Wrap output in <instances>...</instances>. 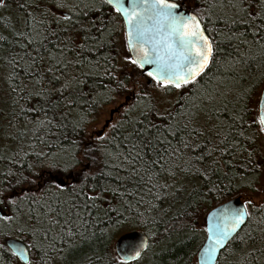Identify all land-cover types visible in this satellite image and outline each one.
Returning <instances> with one entry per match:
<instances>
[{"label":"trees","instance_id":"1","mask_svg":"<svg viewBox=\"0 0 264 264\" xmlns=\"http://www.w3.org/2000/svg\"><path fill=\"white\" fill-rule=\"evenodd\" d=\"M174 1H184L189 10L199 17L209 40L213 42L214 54L209 68L197 77V83L183 86L184 89L189 88L187 93L174 102L171 110L161 114L155 108L148 110L150 96L146 92L147 79L141 69L130 62L131 57L126 56L130 58L125 60L126 68L118 65L119 60L125 57L121 55V41L116 43L113 39L115 15L100 7L101 1L71 0L78 5L73 12H69L71 20H61L49 9L36 7L38 0H7V7L0 6V37L4 38L0 39V71H5L4 88L7 92L3 112L6 122L5 126L2 125L4 131L0 139L11 132V140L16 144L7 153H0V187L16 185L20 173L29 174V165L34 166L31 171L50 173L47 167L49 155L59 151L61 145L69 147L78 138V133L72 128L73 121L79 122L84 116L87 127L96 112L111 102H106V97L123 93L124 89L116 93L111 91L118 87V81H123L127 87L134 85L132 104L137 100V92L146 94L138 106L142 108L135 114L133 111L136 108L128 113L129 122L113 133L115 142H104L113 156L96 153L98 162L91 165L90 170L77 166L67 173L53 172L57 183L68 185L63 192L45 193L42 188L38 191L26 184L13 189L11 198L23 195V188L29 195L41 198L42 202L47 201L55 211L48 217H42L40 223L29 221L25 215L29 201L25 200L21 202L17 218L11 222L0 221V264H23L6 246L5 238L8 236L26 240L30 252V260L26 264H49L54 256L57 257L52 262L57 260L60 264H70V261L78 264L81 260L83 264H130L121 262L112 252L114 232L124 226L129 230H142L148 235L149 246L139 258L148 260L145 264H194L205 237L203 233L195 232L196 225L201 222L204 227L205 212L232 196L253 190L254 185L250 188L244 183L249 179L245 168L247 153L231 147L221 152L220 149L226 145L220 140L227 135L229 143L238 141L249 151L254 145L257 152H262L261 143L257 141L260 135L254 127L257 124L252 121V101L264 84V27H260L264 22L257 19L252 24H226L220 17L228 21L247 20L248 14L238 13L228 6L209 8V3L214 0ZM85 4L89 7L86 8ZM257 10L259 5L249 9L253 13ZM66 22L68 25L75 24L77 28L83 26L82 43L71 40L69 28L62 31ZM104 27L108 28L104 30ZM257 28L260 30L257 31ZM100 32L101 35H98ZM58 60L60 64L56 63ZM54 76H59L60 80H53ZM145 76L151 78L146 73ZM66 80L71 81L76 94L70 95L68 90L62 93L51 91L49 94L52 89H60ZM151 80L152 84H159ZM76 81L82 83L77 87ZM137 84L142 88L135 87ZM245 88L249 89L247 96L237 101L236 93ZM36 92H41L42 96L27 95ZM43 95H48V100L58 107L50 109ZM13 100L18 103L13 104ZM68 100L74 103L70 105ZM186 100L189 110L192 104L202 105L203 115L194 123L181 114ZM245 106L246 114L242 120L236 121L235 130L230 131L228 126L232 124L233 117L238 116ZM21 107L43 108L47 115L45 112L20 111ZM124 119L122 111L118 121ZM39 120H45V125L40 126L37 123ZM48 120L52 122L47 123ZM133 123L142 130V134H133L125 140L132 132ZM194 128L199 131H193ZM240 132L244 135L240 136ZM249 136L254 140H247ZM184 144L189 147L185 148ZM209 149L213 150L211 158L204 161L194 159L205 155ZM40 153L46 155L41 157ZM212 160L218 163L213 164ZM186 162L193 167V171L195 168L204 170L207 179L182 173L180 168L185 167ZM81 168L94 175L85 181ZM170 171L175 172V176H170ZM149 174L153 176L151 181L147 179ZM65 175L69 177V182L61 180ZM183 179L189 183L182 184ZM82 182L85 184L83 192L79 187L71 191V185L79 186ZM163 184L169 187L161 188ZM213 186L216 190L210 191ZM181 187L182 191L177 192ZM173 192L177 194L171 195ZM10 208L0 205V215H12ZM185 211L189 214L187 217L184 216ZM254 215L259 213L254 212ZM49 217L58 223L52 224ZM145 220L148 222L143 223ZM20 221L22 224H19ZM65 221H68L67 225ZM27 225V230L23 232L21 229ZM250 226L254 227L243 225L238 233L243 235ZM69 227L77 233L75 237L66 235ZM32 229L46 230L47 235ZM69 244L75 245V250L68 255V259H62L65 253L58 250L67 249ZM234 260L235 257L229 256L227 250H222L216 264H233Z\"/></svg>","mask_w":264,"mask_h":264},{"label":"snow or ice","instance_id":"2","mask_svg":"<svg viewBox=\"0 0 264 264\" xmlns=\"http://www.w3.org/2000/svg\"><path fill=\"white\" fill-rule=\"evenodd\" d=\"M101 2L113 6L116 12L121 13L125 17L128 29L126 32L128 48L129 51L137 53L136 59H130L129 57H125V59H130L132 64L143 68L145 63L152 62L151 57L153 55V52L145 47V44L150 45L155 51L159 52L157 72L149 71L147 75L156 80L160 86L165 89L169 87L180 89L190 83L195 84L197 83V77L202 76L205 70L209 68L214 54L213 42L205 35L197 15L176 12L175 10L179 8V5L169 2V0H128L129 7H124V0H101ZM256 5H259V10L254 13L250 12L249 9L254 8ZM0 6L7 7V0H0ZM58 6L64 8L66 6L64 0H59ZM225 6L232 8L238 13L248 14L247 20L241 18L228 21L224 17H220V19L225 20L226 24H252L257 19L264 22V0H214V2L209 3V8H223ZM77 7L78 5L68 6V11L73 12ZM85 7L87 8L89 6L85 4ZM137 9L140 10L137 11ZM149 13L154 14V16L162 20L163 23L151 29L150 32H146L142 29V25L145 15ZM63 18L68 20L71 17L66 15ZM152 18V15H148L149 20ZM260 27H264V23H262ZM259 30L260 28H257V31ZM241 35H243V33H241ZM0 39L4 38L0 37ZM29 43H31V41H29ZM9 63H11V61ZM33 63H35L34 60ZM56 63L60 64L61 61L58 60ZM49 71H51V69H49ZM14 75L15 72H13V76ZM72 79L74 80L75 77ZM53 80L59 81L60 77L54 76ZM80 83L82 82L76 81V86L78 87ZM135 87L142 88L140 84L135 85ZM252 87H255V85ZM121 89L127 90V85L123 81H118V87L111 91L116 93ZM65 90H68L70 95L76 94L71 81L67 80L61 85L60 89H52L49 91V94L51 91L62 93ZM13 91H15V89H13ZM248 92L249 89L247 88L239 90L236 93L237 101L244 100ZM27 95L42 96V93H28ZM145 95H141L140 92H137L136 102L124 107L125 119L112 124L111 132H104L103 134L97 135L94 140L86 128V117L82 116L79 122L73 121L72 128L74 132L78 133V138L74 139L69 147L61 145L59 151L49 155L47 167L50 173L48 177H45L38 170L31 171L34 166L29 165V174L25 175L23 172L20 173L16 178V185L9 184L7 187H0V205L11 206L10 210L12 211V215H0V221L11 222L13 219L17 218L22 207L21 202L25 200L29 201V207L25 214L29 221L35 220L36 223H40L42 217H48L49 213L55 211L47 201L42 202L41 198L29 195L27 192H24L23 188H21V192L24 194L18 195L16 198H11L12 191L15 187L26 184L35 186L38 191L42 188L45 193L51 191L63 192L68 185L57 183V178L52 175L53 172L63 171L67 173L71 169H76L77 166L90 168L91 165H95L98 162L96 153H102L107 157L113 156V153L108 150L104 142L107 141L108 144H113L115 142L116 136L113 135V133H117L124 123L129 122L127 120V114L143 102ZM43 99L48 103L50 109L58 107V105H53L48 100V95H43ZM148 99V110L151 111L155 105L150 97ZM206 99L211 100L212 98L207 97ZM107 101H112L114 106L123 105V101L117 99L116 95H109L106 97V102ZM16 103H18V101L13 100V104ZM73 103V100H68V104L71 105ZM184 105L185 107L181 114L188 116L193 123L203 115L201 110L202 105L192 104L191 110H189L187 100L184 101ZM25 110L35 111L38 114L39 112H45V115H47L46 110L43 108L24 109L21 107L20 109V111ZM246 112L247 108L245 106L240 110L238 116L233 117L232 124L228 126L230 131L235 130L236 121L242 120ZM15 117L16 112L14 109L13 118L15 119ZM51 122L50 120L47 121V123ZM37 123L40 126H44L46 121L39 120ZM253 123L258 125V133H264V93H262L258 114ZM152 126L155 127V125ZM185 127L187 128L188 126L185 125ZM193 131L199 130L194 128ZM79 133L86 134L79 135ZM20 134L22 135V133ZM133 134L137 136L142 134V130L137 129L135 123H133L132 132L125 137V140H128ZM239 135L243 136L244 134L240 132ZM246 139L254 140V137L249 136L246 137ZM220 143L226 145L224 148L220 149L221 152H226L229 150V147H231L247 153L245 156V168L248 171L249 179L244 181V183L247 187H253L258 181L257 174L264 168V152H257L254 145L250 146L252 150L249 151L248 148L241 146L239 142L235 140L229 143L227 135L221 138ZM184 147L187 148L189 145L184 144ZM132 148L135 149L136 145L133 144ZM212 151V149H209L208 153L200 157H195L194 159L197 161L209 159L211 158ZM38 155L44 157L46 154L40 153ZM137 155H139V153H137ZM257 156H259V159H257ZM125 159H127V157H125ZM191 159L192 158H190V160ZM156 162L158 161H153V163ZM104 163L107 164V161L105 160ZM212 163L217 164L218 162L212 160ZM80 171H82L85 181L89 176L94 175L91 171H84L83 168H81ZM180 171L186 175H198L202 180L207 179L204 170L195 168L193 171V167L189 162H186V166L180 168ZM169 175L175 176V172L170 171ZM152 178V174L147 176L148 181H151ZM241 178L243 180V173H241ZM77 187L83 192L85 184L82 182L79 186L71 185V191H76ZM152 187H157V185H152ZM160 187L167 189L169 185L163 184L160 185ZM215 190V186L210 189V191ZM179 191H182V187L181 189H177V192ZM253 191L259 193L261 197L260 202H254L252 197L249 196L245 199L241 208L226 209L227 219L230 222L223 227H218L216 232L210 234L209 239L214 240V246L211 249L204 248L202 250L204 253H215L218 249L227 250L229 256L235 257L233 264H262V262H264V193H260L259 189L255 188H253ZM177 192H173L171 195L175 196ZM165 195H167V193H165ZM88 199H92V197H88ZM152 207L154 208L155 206L153 205ZM189 207H191V205H189ZM254 212L259 213V215H254ZM58 215H62V213H58ZM188 215V212L185 211L184 216L187 217ZM49 220L52 224L58 223V221L51 219V217H49ZM142 222L147 223L148 221L145 220ZM67 224L68 221H65V225ZM245 224L254 225V227L250 226L248 230L241 235L238 233V230ZM32 231H42L44 235H47V231L43 229H32ZM66 235L68 237H75L77 233L73 232L69 227ZM150 235L154 236L155 233H150ZM60 238L62 239V237ZM229 241H231V243H229ZM50 247L55 250L54 245ZM147 247V242H142L139 246L133 248L132 253L134 254L121 256L120 259H139L141 251ZM74 250L75 245L69 244L67 249H59L58 251L65 253L62 259H68V255ZM12 255H19L21 259H27L26 250L22 248L12 252ZM212 258L215 259L216 257L213 256ZM225 259H227V257H225ZM70 264H77V262L70 261ZM78 264H83V261H79Z\"/></svg>","mask_w":264,"mask_h":264},{"label":"rangeland","instance_id":"3","mask_svg":"<svg viewBox=\"0 0 264 264\" xmlns=\"http://www.w3.org/2000/svg\"><path fill=\"white\" fill-rule=\"evenodd\" d=\"M124 52H125L124 43L121 40V55L123 56V58L126 57V54ZM125 60L126 59H120L118 62L119 63L118 65L123 66V68H126V61ZM4 72H5L4 69H1V71H0V135L4 131L2 125H4V123L6 122L4 120L5 117L3 115L4 106H6L5 100L7 98V92L5 91V88H4V80L6 77ZM261 88H260V91H261ZM188 89L189 88H187V89H184V88L176 89L173 87L165 89L164 87L160 86V84H152V83H148V86H146V92L152 98L151 100L155 105V107H154L155 110L157 112H159L160 114L165 113L168 110H171L173 108L174 102H176V100L179 99V97H182L184 94H186ZM260 91L258 92L256 97L253 96L254 99L252 101L253 102L252 104L254 107V113H253L252 121L255 120V117L257 115V104H258ZM116 97H117V99L123 101L122 106L121 105L114 106V103L112 101L107 103L106 105H104L102 108H100L96 112L95 117L87 125L86 128L88 130V133L91 134L93 140L95 139V137L97 135L103 134L104 132H108V130L111 128V125L115 124L119 120V117H120L122 111H124V107H127L128 105L132 104V102H125L124 97H122V96L119 97L116 95ZM145 102H147V104H148V99H146ZM141 108H139V107L136 108V110L133 111V113L135 114ZM254 127H255V129H257V133H258V125H254ZM12 130H14V129H12ZM258 134L260 135L259 136L260 139L258 138L257 141L259 143H261L262 152H264V135H263V133H258ZM15 147H16V144H14V141L11 140V132L5 133V135L2 136V139H0V153H7L11 148H15ZM84 170H90V168H88V169L85 168ZM46 172L47 173L43 174V175L45 177H48L49 172L48 171H46ZM52 175L55 176L54 173H52ZM64 179L62 178L61 180L64 182L70 181L69 177H67L66 175H65ZM185 181L186 180L183 179L182 184H188L189 183V182L185 183ZM33 188H34V190H36L35 186H33ZM254 188L259 189L260 193H264V168H262L260 175L258 176V181H257V183L254 184ZM241 196L244 199L251 196L252 199L254 200V202H260V199H261L259 193L255 192L253 190L243 192ZM206 212H205V214H206ZM19 224H22L21 221ZM20 227H22V226L20 225ZM27 227H28V225L21 230L23 232H25L27 230ZM196 227H195L196 228L195 232L199 231V232L203 233L205 236V230H204L205 228L203 227L201 222L200 223L198 222ZM130 230H132V229H130ZM126 231H129V228L127 226L121 227V229H118V230L116 229L114 232L113 241L115 240V238L118 235H120L121 233L126 232ZM24 241H26V240H24ZM113 241H112V252H113V255H115V253L113 251ZM155 246H157V245H155ZM56 257L57 256L52 257L51 262L49 264H60L57 262V260H54L52 262V260ZM115 257H117V256L115 255ZM142 259L143 258L139 259V261L136 263L134 262V263H130V264H137V263L138 264H143V263L145 264V263H147L148 260L144 261ZM193 261H194V264H196V257L194 258Z\"/></svg>","mask_w":264,"mask_h":264},{"label":"water","instance_id":"4","mask_svg":"<svg viewBox=\"0 0 264 264\" xmlns=\"http://www.w3.org/2000/svg\"><path fill=\"white\" fill-rule=\"evenodd\" d=\"M171 3H176L179 5V8L176 9L175 11L178 13H183V14H195L194 12L190 11L189 9L185 8L183 6V2H177L174 0H169ZM124 7H129L128 0H124ZM140 9H137L139 11ZM122 21L124 23V28H125V37H126V32H127V25L125 22V17L119 13ZM148 15H152V19H148ZM196 15V14H195ZM199 18V17H198ZM200 20V19H199ZM163 23L162 20H160L158 17H155L154 14H146L144 17V23L142 25V29L146 32H150L151 29L158 27L159 24ZM201 23V21H200ZM201 26L203 28V25L201 23ZM204 29V28H203ZM205 32V30H204ZM205 35L207 33L205 32ZM209 38V37H208ZM126 44H127V37H126ZM145 47L149 49V51L153 52V55L151 57L150 63H145L143 68L138 67L141 69L142 73H148L149 71L152 72H157V66L159 63V52L155 51L150 45L145 44ZM127 49L128 52L131 56V59H136L137 58V53L136 52H131L129 51L128 44H127ZM152 78V77H151ZM151 78L148 80V82L151 81ZM153 79V78H152ZM156 81V80H155ZM262 93H264V84L261 88L259 99H258V104H257V114H258V108H259V103L262 98ZM244 204V199L241 195H235L232 196L231 198L213 206L210 208L206 214L204 215V228H205V238L202 244L200 245L197 254H196V264H216L218 256L222 250H217L215 253H204L202 250L204 248L211 249L214 246V240L209 239V236L211 233L216 232L218 227H223L230 221L227 219V210L231 209H236V208H241ZM243 226V225H242ZM241 226V228H242ZM240 228V229H241ZM239 229V230H240ZM238 230V231H239ZM147 242L149 246V237L148 235L138 229H132L126 232L121 233L118 235L115 240L113 241V251L117 258L123 262V263H131L134 261H137L138 259H131V260H121L120 257L128 254H134L132 253L133 248L139 246L142 242ZM5 244L6 246L10 249L11 252L16 251L17 249H25L26 250V255L27 259H21L19 255H15L23 264H26L30 260V252L28 249L27 244L25 241H23L20 238L13 237V236H8L5 238ZM148 248V247H147ZM147 248L143 249L141 251V256L145 253ZM140 256V257H141ZM216 257L213 259L212 257Z\"/></svg>","mask_w":264,"mask_h":264},{"label":"flooded vegetation","instance_id":"5","mask_svg":"<svg viewBox=\"0 0 264 264\" xmlns=\"http://www.w3.org/2000/svg\"><path fill=\"white\" fill-rule=\"evenodd\" d=\"M70 1L71 0H64V3H65L66 6L64 8H61V7L58 6L59 0H38V2L36 4V7H43V8L49 9L50 11H52L54 13L55 16L61 17V20H64V18H63L64 16H66V15L67 16H71V14L68 11V6L77 5L74 2H70ZM99 1H101V0H99ZM180 2H183V6L185 8H187V9H189L184 1H180ZM99 5H100V7H102V6L105 7L109 11L110 14L115 15V24L112 23L113 24V29H114V31H113V36H114L113 39L115 40L116 43L120 42L122 40L123 43H124V48H125V52L124 53L126 54V56L127 55L130 56V54L128 52V49H127V44H126L124 23L122 21V18L120 16V14L118 12H116L115 9L113 8V6H111V5H108V4L102 3V2ZM70 20H71V18H70ZM67 22L62 26V31L63 30L65 31V29L69 28V32H70L69 37L71 38V40L77 42L78 44L82 43L84 41V34H83V29H82L83 26H81L80 28H77L75 26V24L74 25H68ZM107 28L108 27H106V28L104 27V30H106ZM98 35H101V32L98 33ZM59 36H60V33H58L57 38H59ZM53 37H54V34H53ZM61 37H63V35ZM141 73H142V71H141ZM142 74H143V77L147 79L146 80L147 84L151 83V81L148 82V80L150 78H147L145 76V73H142ZM129 86L127 87V90L123 91L122 94H117L116 93L117 96L124 97L125 102H131L134 99V97H135V95H134V85L131 84V86L130 87ZM263 135H264V133H263ZM244 201H245V199H244Z\"/></svg>","mask_w":264,"mask_h":264}]
</instances>
